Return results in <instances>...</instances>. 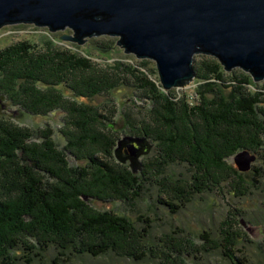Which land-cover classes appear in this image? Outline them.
I'll return each instance as SVG.
<instances>
[{"label": "trees", "instance_id": "1", "mask_svg": "<svg viewBox=\"0 0 264 264\" xmlns=\"http://www.w3.org/2000/svg\"><path fill=\"white\" fill-rule=\"evenodd\" d=\"M54 44V40H48L41 50L39 44L28 41L0 50V97L35 114L56 109L72 112L75 117L70 123L75 130L66 135L65 149L71 157L85 162L72 165L70 158L66 159L68 154L58 148L51 128L35 134L32 129L7 126L0 121V160H10L25 177L23 183L20 181L23 187L17 200L4 202L0 197V264L43 261L45 251L51 246L57 247L54 264H83V261L89 264L88 259L106 257L112 259L111 263L118 258L129 264H171L177 258L178 264H189L186 259L192 251L178 245L182 238L165 235L164 239L152 240L153 224L147 218L137 227L128 217L91 205L90 201L94 200H136L145 184L153 183L155 178L142 179L136 172H123L115 167L112 151L121 138L109 132H113L112 119L83 100L110 92L121 84L131 85V79L116 78V72L90 74L94 68L92 57L81 56L72 49L56 48ZM122 65L125 69L121 72L134 75L142 88L149 90L146 98L152 105L149 117L132 130V136L156 141L158 150L162 154L164 151L163 156L170 161L188 163L198 171L204 169L209 178L211 171L225 167L238 178L234 184L227 178L206 180L198 176L192 179L193 183L177 179L174 184H165L160 179L158 186L164 197L159 202L175 213L174 209L179 210L192 201L190 197L195 189L200 192L211 189L210 183L225 181L236 192L246 194L243 175L226 164V159L241 150L255 149L256 142L264 146L258 140L264 129L260 96L237 99L238 113L247 115L237 117L229 102L209 97L215 84L224 81L220 64L201 72L193 63L197 79L207 82L198 93V104L191 105L184 98L174 100V94L164 93L158 82L141 70L130 64ZM243 83L252 84L253 80L245 78ZM65 99L70 104L66 105ZM158 103L163 107L160 119L156 115ZM255 129L259 131L254 134ZM35 139H41L42 144L30 147L29 142ZM252 168L255 176L260 174L257 167ZM16 180L20 179H3L11 186ZM111 188L116 192L111 193ZM234 219L225 221L220 229L221 239L216 247L221 259L229 264H258L233 252L237 243L231 229L241 223V219ZM26 238L33 240L32 243H27ZM184 239L190 243V238ZM195 261L193 264H204L205 260L195 258Z\"/></svg>", "mask_w": 264, "mask_h": 264}, {"label": "rangeland", "instance_id": "2", "mask_svg": "<svg viewBox=\"0 0 264 264\" xmlns=\"http://www.w3.org/2000/svg\"><path fill=\"white\" fill-rule=\"evenodd\" d=\"M63 36L75 37L76 35L74 30L69 27L53 31L49 26H40L34 22L7 23L0 27V50L15 43L28 41L39 44L42 50L46 41L54 40V47L56 48L72 49L81 56L92 57L94 68L90 70V74L97 75L116 72V78L122 76V78L131 79V85L121 84L110 92L90 99H83L85 103L91 104L96 110L112 119L113 132H109L113 135L117 134L118 138L132 136V130L140 126V122L149 117L148 110L152 106L151 101L146 98L148 97L149 90L142 88L140 81L134 75L121 72V70L125 69V66L122 64H130L132 67L134 66L141 70L152 81H157L161 87L160 90L164 93L174 94V100L176 101L184 98L190 105L198 104L200 101L198 93L203 90L204 84L207 81H199L195 76L182 85L169 89L165 88L161 83L156 60L148 57L139 58L134 53L126 52L125 48L118 44V36H87L84 39L87 41L81 44L78 41L64 40L61 38ZM93 45L109 48V50L101 52L92 49ZM194 60V65L201 72H206L217 64H220L224 70V81L220 83L218 81L215 84L212 93L209 95L211 99L223 98L230 103L231 111L238 113L237 99L242 97L252 99L260 96V107L264 111V78L256 80L252 72L244 69L242 66H236L231 70H227L218 57L209 53H197ZM19 64L23 66V62ZM16 66L18 67L19 65L16 64ZM245 78H252L253 83H243ZM5 80L9 82L10 75ZM237 81H240V83ZM60 88L61 90L64 89V87ZM70 99L75 101L72 98ZM78 100L81 102L80 99ZM65 103L66 105L67 103L70 104V101H66ZM38 108L40 109V107ZM156 109L159 110V112H156V115L160 119L163 109L162 103H158ZM245 116L247 115L237 114V117ZM74 117L72 116V112H67L63 109H56L47 114H35L21 108L14 102L8 101V99L4 98L0 101V121L5 122L7 126L32 129L35 134L43 133L47 128H51L53 130V139L56 141L58 148L68 154L66 159L69 157L72 165L84 164L85 161H78L74 157H71V154L65 149L67 143L66 135L71 133L72 129L73 131L75 130V127L70 123ZM256 131L259 130L255 129L254 134L257 133ZM258 140L260 145L264 142V129L260 132ZM149 142L152 147L147 152L141 153L135 172L143 176L142 179H155L153 183L145 184V189L140 198L131 201L115 200L111 202L94 200L90 201L91 205L100 210H113L118 215L128 217L137 227H141L144 224L143 219L147 218L153 224L152 240L156 241L159 237H165V235L173 236L177 239L182 238L183 241L178 245L182 246L184 250L192 251L189 256L190 258L186 259L189 264L195 263V258L202 259V262L205 260L204 264H229L221 259L220 250L216 247L217 241L221 239V235H219L220 229L225 225L227 220L231 219L234 221V218H237L240 221V219H243L254 232L253 234L248 232L242 223H239V226L235 224L234 229H231L234 232L235 243H237L234 246L233 252L236 256H244V259L264 264V146H258L256 145L257 142H253L255 149L249 150L257 156L252 166L259 169V175L255 176L256 173H254L253 168L247 171L238 169L235 163V156L240 151L226 159V164L234 166L243 175V179L246 182L243 183L247 189L246 194L242 195L240 194L241 192H236L226 181L220 184L210 183L211 189H202L200 192H197V189H195L192 191L193 194L190 197L192 201L187 202L186 206L179 210L174 209L176 212L173 213L170 208L159 202L163 200L164 194L161 193L158 180L160 181L161 179L162 183L165 184H174L177 179L193 183L192 179L198 176L206 178V180L227 178L231 179L232 184H234L237 183L235 181L238 178L227 167L222 170L215 169V171H211L209 178V173L204 169L198 171V169L195 170V166L190 167L188 163H179V161L175 160L170 161V159L163 156L164 151L162 154L161 149L158 150L160 147L156 141L149 139ZM29 144L31 145L30 147H33L34 144L41 145L42 142L41 139H35L33 142L30 141ZM114 151H112L113 157H111V161L115 163V167L123 172L127 170L134 172L130 160H127V162L120 161ZM24 178L10 160H0V197H2L4 202H11L20 197ZM3 179L20 180H16L15 182L17 183L11 186L7 183L5 184ZM20 181H22L21 184ZM147 182L150 181L148 180ZM110 192L115 193L116 191L111 188ZM202 236H206L211 241L207 242ZM184 237L190 238V243H187ZM26 239L27 243H32L33 241L28 238ZM173 240L171 238V241ZM206 249L212 252L208 254L205 252ZM44 255L45 259L43 261L36 260L33 264H54V259L58 255L57 247L51 246L45 251ZM117 259L113 260V263L110 262L112 259L107 257L97 260L88 259L87 261H89V264H129L124 259ZM85 262L83 261V264ZM171 264H178L177 258L174 262L171 261Z\"/></svg>", "mask_w": 264, "mask_h": 264}, {"label": "water", "instance_id": "3", "mask_svg": "<svg viewBox=\"0 0 264 264\" xmlns=\"http://www.w3.org/2000/svg\"><path fill=\"white\" fill-rule=\"evenodd\" d=\"M15 22L72 28L75 37L61 38L80 44L87 36H118L126 52L156 60L167 89L195 77L200 52L218 57L227 70L242 66L256 80L264 78V0H0V27ZM151 147L146 137L124 136L115 154L130 160L135 172L139 156ZM256 157L241 150L235 163L247 171Z\"/></svg>", "mask_w": 264, "mask_h": 264}, {"label": "flooded vegetation", "instance_id": "4", "mask_svg": "<svg viewBox=\"0 0 264 264\" xmlns=\"http://www.w3.org/2000/svg\"><path fill=\"white\" fill-rule=\"evenodd\" d=\"M89 40V39H88ZM93 46H95V45H93ZM96 46H99V45H96ZM92 48V47H91Z\"/></svg>", "mask_w": 264, "mask_h": 264}]
</instances>
